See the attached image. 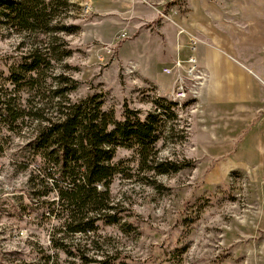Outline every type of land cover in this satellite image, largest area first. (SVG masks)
Listing matches in <instances>:
<instances>
[{
    "label": "rangeland",
    "instance_id": "1",
    "mask_svg": "<svg viewBox=\"0 0 264 264\" xmlns=\"http://www.w3.org/2000/svg\"><path fill=\"white\" fill-rule=\"evenodd\" d=\"M73 2L58 19L78 25L73 33L19 34L0 25V96L14 99L27 111L37 105L48 115L53 112L58 98L27 85L18 87L4 76L15 59L37 47L50 59L47 88L65 87L62 77L77 82L76 89L66 93L68 100L98 93L102 109L118 118L124 104L144 117L159 113L156 101H162L172 116L169 113L166 129L155 143L156 157L189 163L160 174L140 161L137 149L118 147L114 160L127 166V172L114 178L110 194L121 220L100 228L94 243L87 244L94 249L90 255L116 253L124 264H264V173L255 165L225 169L224 161L232 156L216 159L221 152L205 153L210 143H205L201 127L208 125L200 119L202 107L195 99L180 108L172 105L174 76L162 71L186 59L192 44L197 59L199 36L182 21L202 8V0ZM204 4L218 16L213 26L246 32L244 40L233 36V42L264 70V0ZM25 121L19 133H5L0 143V264L35 263L52 253L54 220L42 215L36 199L27 197L33 165H20L18 160L17 152L34 135L35 123ZM209 131L213 134V129ZM62 234L69 240L85 238ZM72 261L58 252L52 262Z\"/></svg>",
    "mask_w": 264,
    "mask_h": 264
},
{
    "label": "trees",
    "instance_id": "2",
    "mask_svg": "<svg viewBox=\"0 0 264 264\" xmlns=\"http://www.w3.org/2000/svg\"><path fill=\"white\" fill-rule=\"evenodd\" d=\"M73 3V0H0V25L19 34L73 33L79 30L78 25L58 20ZM49 68L50 59L33 47L15 59L4 75L18 87L27 85L46 97L58 98L49 115L41 106L27 111L14 99L0 96V143L5 133H19L25 119L35 123L34 135L17 152L18 160L20 165H33L27 179V197L36 199L42 215L55 223L49 237L52 253L43 255V261L21 264H53L58 252L73 258L71 264H124L119 254L90 255L94 249L87 247L88 243H94L93 236L102 226L121 220L112 203L110 186L118 174L127 172V166L114 160V153L118 147L135 148L140 161L160 174L189 166L185 162L159 161L156 157L155 143L166 129L171 112L157 100L159 113L149 112L142 117L138 110L124 104L118 118L102 109L103 100L98 93L68 100L66 93L75 90L77 82L62 77L60 81L65 87L47 88ZM171 104L177 107L175 101ZM60 233L82 234L85 238L69 240Z\"/></svg>",
    "mask_w": 264,
    "mask_h": 264
},
{
    "label": "crops",
    "instance_id": "3",
    "mask_svg": "<svg viewBox=\"0 0 264 264\" xmlns=\"http://www.w3.org/2000/svg\"><path fill=\"white\" fill-rule=\"evenodd\" d=\"M202 2V8L192 10L182 24L199 36L196 56L206 73L195 98L203 110L200 119L208 123L201 125L205 143H210L204 152H221L216 159L232 156L224 161L225 169L255 165L264 173V70L233 42V36L244 40L246 32L233 26H213L218 16ZM210 129L213 134L207 132Z\"/></svg>",
    "mask_w": 264,
    "mask_h": 264
},
{
    "label": "built area",
    "instance_id": "4",
    "mask_svg": "<svg viewBox=\"0 0 264 264\" xmlns=\"http://www.w3.org/2000/svg\"><path fill=\"white\" fill-rule=\"evenodd\" d=\"M194 44L191 45V53L184 60H176L172 66L162 69L165 74H173L174 82L171 89L172 100L177 107H182L184 101L197 98L200 88L206 80V73L194 56Z\"/></svg>",
    "mask_w": 264,
    "mask_h": 264
}]
</instances>
